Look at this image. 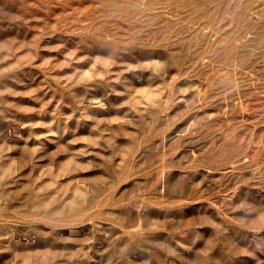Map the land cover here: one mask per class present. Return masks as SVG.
<instances>
[{
  "label": "rangeland",
  "instance_id": "obj_1",
  "mask_svg": "<svg viewBox=\"0 0 264 264\" xmlns=\"http://www.w3.org/2000/svg\"><path fill=\"white\" fill-rule=\"evenodd\" d=\"M0 264H264V0H0Z\"/></svg>",
  "mask_w": 264,
  "mask_h": 264
}]
</instances>
